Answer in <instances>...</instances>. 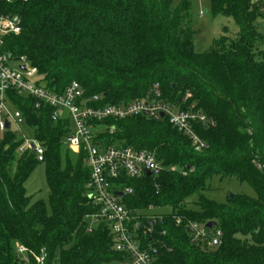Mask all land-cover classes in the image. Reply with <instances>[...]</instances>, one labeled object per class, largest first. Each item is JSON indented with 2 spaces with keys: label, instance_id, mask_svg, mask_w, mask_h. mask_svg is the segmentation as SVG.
Returning <instances> with one entry per match:
<instances>
[{
  "label": "trees",
  "instance_id": "obj_1",
  "mask_svg": "<svg viewBox=\"0 0 264 264\" xmlns=\"http://www.w3.org/2000/svg\"><path fill=\"white\" fill-rule=\"evenodd\" d=\"M209 2L213 16L233 19L237 35L220 36L208 51L196 52L191 0L176 6L173 0H0V13L21 21L20 33L7 36L3 50L25 57L57 94L76 81L84 98L99 97L92 106L151 97L154 85L160 98L180 106L189 94L208 119L195 124L206 143L199 152L165 118L99 122L104 146L146 148L163 167L139 179L121 175L119 188L130 193L118 201L150 226L146 234L138 229L140 247L157 264H264V35L256 25L264 18V0ZM6 95L31 129L29 138L44 148L49 195L46 204L26 194L24 183L40 162L30 150L19 153L24 135L6 129L0 137V264H37L32 254L40 251L44 264L119 261L105 224L87 231L94 209L86 196L89 170L83 149L64 147L69 119L53 121L52 107L37 108L34 98L14 91ZM213 177L235 178L255 196L209 199L203 191ZM163 207L170 212L147 219L146 212ZM210 221L215 226L208 229ZM190 223L205 226L202 239L193 240ZM18 246L30 252L28 261Z\"/></svg>",
  "mask_w": 264,
  "mask_h": 264
},
{
  "label": "built area",
  "instance_id": "obj_2",
  "mask_svg": "<svg viewBox=\"0 0 264 264\" xmlns=\"http://www.w3.org/2000/svg\"><path fill=\"white\" fill-rule=\"evenodd\" d=\"M20 23L18 16L0 13V113L4 115L0 119V133L7 129L5 121L9 122V128L12 122L15 125L23 122L20 112L9 105L7 91H14L20 97L34 98L37 108L41 104L52 107L53 121L68 118L71 132L64 142L74 153L83 149L85 165L89 170L86 196L94 209L87 216L90 222L87 231L91 232L101 223L107 226L112 235L114 249L121 255V259L112 264H157L150 252L140 247L138 229L142 228L146 234L150 232V226H142L140 213H134L120 204L116 192L130 193L129 188H119L117 181L121 175L139 179L148 176L147 173H150V176L157 175L163 167L154 152L146 148L104 146L97 138V133L103 130L100 129L99 122L132 116H145L154 120L165 118L174 129L187 137L194 150L199 152L206 148V143L196 132L195 124H208V119L196 109L195 103H189V94L182 96L180 106L160 98L158 85L153 86L151 97L134 99L126 104H107L99 107L89 105L97 102L99 97L94 95L84 98V90L76 81L67 85L61 94L48 90L43 76L38 74L37 69L31 66L25 57L14 58L3 50L5 38L20 33ZM20 65H24L25 69H20ZM28 150L35 154L37 161H44L43 146L33 138L23 137L19 153ZM145 214L148 220L155 219L154 214ZM204 227L198 223L188 225L193 240L205 236ZM219 234L217 231L216 235ZM28 253L30 252L25 247H17V254L25 261H28ZM32 256L37 264H44L46 254L43 251Z\"/></svg>",
  "mask_w": 264,
  "mask_h": 264
},
{
  "label": "rangeland",
  "instance_id": "obj_3",
  "mask_svg": "<svg viewBox=\"0 0 264 264\" xmlns=\"http://www.w3.org/2000/svg\"><path fill=\"white\" fill-rule=\"evenodd\" d=\"M180 0H173V6L178 5ZM204 10L207 12L205 13ZM202 13V15H201ZM191 26L195 32L193 38L194 49L196 52L208 51L216 38L226 36L230 40H234L237 35V27L231 17L216 15L213 16L210 11L209 0H191ZM258 31L264 35V18L256 21ZM261 50H264V42L259 44ZM12 111V109H10ZM4 116L0 113V119ZM11 129L17 132L18 136H31V129L20 123L15 125L11 124ZM2 133H0V137ZM66 147V145H64ZM208 189L203 191V194L218 203H224L229 193L242 194L254 197L253 189L245 184L238 182L235 178L219 179L213 177L207 182ZM26 194L30 197L31 201L43 200L48 204L49 191L45 182L44 164L39 163L34 169L32 174L24 183ZM196 200L193 196L189 199V203ZM190 206V205H189ZM170 212L169 207L153 208L146 213L149 214H167ZM90 224V222H89Z\"/></svg>",
  "mask_w": 264,
  "mask_h": 264
},
{
  "label": "water",
  "instance_id": "obj_4",
  "mask_svg": "<svg viewBox=\"0 0 264 264\" xmlns=\"http://www.w3.org/2000/svg\"><path fill=\"white\" fill-rule=\"evenodd\" d=\"M204 12L206 13L207 11L204 10ZM19 67L22 70L25 69L24 65H20ZM161 116H163V114H161ZM5 126H6L7 129H9L10 124H9L8 121H5ZM147 175L150 176V173H147ZM116 195L121 198L124 194L122 192H116ZM234 195H235L234 193H229V197H233ZM205 226H206V228L211 229V228H213L215 226V222L214 221H210V222L206 223ZM215 243H218V240H216Z\"/></svg>",
  "mask_w": 264,
  "mask_h": 264
}]
</instances>
